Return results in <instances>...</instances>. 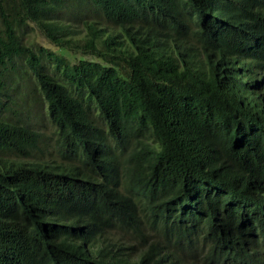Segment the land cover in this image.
Segmentation results:
<instances>
[{"label": "trees", "instance_id": "trees-1", "mask_svg": "<svg viewBox=\"0 0 264 264\" xmlns=\"http://www.w3.org/2000/svg\"><path fill=\"white\" fill-rule=\"evenodd\" d=\"M6 151L0 264H264V0H0Z\"/></svg>", "mask_w": 264, "mask_h": 264}, {"label": "rangeland", "instance_id": "rangeland-1", "mask_svg": "<svg viewBox=\"0 0 264 264\" xmlns=\"http://www.w3.org/2000/svg\"><path fill=\"white\" fill-rule=\"evenodd\" d=\"M78 28L81 30V26L80 25H76V28ZM37 40L42 42V37L38 36ZM34 96H38L37 92L34 93ZM19 103V102H18ZM18 108H20V106H17ZM16 107V108H17ZM36 106L31 102L30 103V114L28 115V109L27 111L25 110V108L23 107L22 109L20 108V112L23 116V120L27 121V117H29V122L32 123V125L41 130L42 132H45L47 134H49V132L52 130V126H50L49 121L47 120V118L45 117H35L34 118V110ZM26 116V118H25ZM142 143L144 144H148L151 145L150 141L147 140H142ZM35 154V153H33ZM29 154V156H18L17 159H23V160H30V159H37V160H42V161H48V162H56V163H61V164H67V162H76V159H71V160H67L66 158H63L59 152H57V150H55L51 145H49L46 150L44 152H42L41 154ZM0 155L6 157V158H15V155H13L10 152H2L0 153Z\"/></svg>", "mask_w": 264, "mask_h": 264}]
</instances>
